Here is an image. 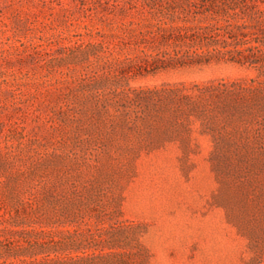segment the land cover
Wrapping results in <instances>:
<instances>
[{"label":"rangeland","instance_id":"obj_1","mask_svg":"<svg viewBox=\"0 0 264 264\" xmlns=\"http://www.w3.org/2000/svg\"><path fill=\"white\" fill-rule=\"evenodd\" d=\"M0 264H264V0H0Z\"/></svg>","mask_w":264,"mask_h":264}]
</instances>
